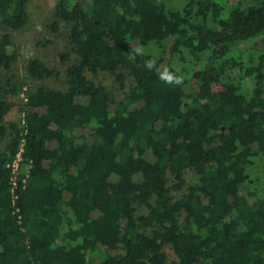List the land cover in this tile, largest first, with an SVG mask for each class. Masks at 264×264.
<instances>
[{"label":"trees","instance_id":"obj_1","mask_svg":"<svg viewBox=\"0 0 264 264\" xmlns=\"http://www.w3.org/2000/svg\"><path fill=\"white\" fill-rule=\"evenodd\" d=\"M30 2L0 0V264H167L166 246L174 264H264L251 175L264 169V45L245 49L264 40V0H56L62 89L38 58L6 76ZM10 99L25 129L7 121ZM22 140L30 168L13 207Z\"/></svg>","mask_w":264,"mask_h":264},{"label":"rangeland","instance_id":"obj_2","mask_svg":"<svg viewBox=\"0 0 264 264\" xmlns=\"http://www.w3.org/2000/svg\"><path fill=\"white\" fill-rule=\"evenodd\" d=\"M169 6L180 5L183 0H166ZM56 5V0H31L28 5V23L20 33H13V40L15 44L19 47V58L14 63L12 70L6 75L7 77L12 75L23 76L27 61L31 58H38L42 60L47 66L56 69L58 71V76L52 79L46 80L45 85L51 88L62 89L65 87V77H64V62L59 57V54L64 51H69L68 42L66 38V29L61 25V30L58 33L52 32L48 25L53 19V11ZM2 32V27L0 25V33ZM264 45V40L262 38L256 39L254 42L249 43L245 46V49L249 51H254L262 48ZM171 41L166 45L165 51L162 55V65L161 70L166 72L172 66H175V61L172 60V55L170 53ZM71 61L74 60V56H70ZM6 74V73H5ZM4 74V75H5ZM87 76L90 80L95 83H101L108 87L113 93L120 94L121 91H116L118 89L117 84H115L112 76L99 73L93 75L87 73ZM237 76V74H234ZM247 86L250 84L247 82ZM131 83L127 84L129 89ZM114 93V94H115ZM120 96V95H119ZM10 102L14 104L12 107L7 121L10 122H19L23 125V114H25L26 120L27 114L23 112H18L17 110V100L10 99ZM5 141L0 142V150L4 148ZM28 170V165L25 163L22 167L23 173H26ZM257 172V173H255ZM254 180L258 183L254 185L258 189V193L261 197L264 198V169L257 167L256 171L251 173ZM194 173H187L186 178L194 177ZM259 176V178H258ZM165 253L167 254V264H174L177 261V257L174 254L171 247L166 246L164 248Z\"/></svg>","mask_w":264,"mask_h":264},{"label":"built area","instance_id":"obj_3","mask_svg":"<svg viewBox=\"0 0 264 264\" xmlns=\"http://www.w3.org/2000/svg\"><path fill=\"white\" fill-rule=\"evenodd\" d=\"M22 116H23L22 126L25 129L27 124L29 123V120L28 119L26 120L25 114H23ZM24 148H25V140H22L20 147H19V151L15 155L12 162L8 165L11 170V176L9 180V193H10V198H11V204L13 207L15 206L17 202V197H18L17 191H18L19 181H21V184L25 183V179L27 177V174L30 168V164L26 162L23 157ZM25 163L28 165V170L26 173H23L22 167Z\"/></svg>","mask_w":264,"mask_h":264}]
</instances>
